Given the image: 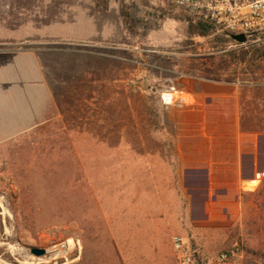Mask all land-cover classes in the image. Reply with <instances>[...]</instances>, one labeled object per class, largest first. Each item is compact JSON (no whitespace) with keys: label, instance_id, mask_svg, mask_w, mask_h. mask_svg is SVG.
Listing matches in <instances>:
<instances>
[{"label":"rangeland","instance_id":"obj_1","mask_svg":"<svg viewBox=\"0 0 264 264\" xmlns=\"http://www.w3.org/2000/svg\"><path fill=\"white\" fill-rule=\"evenodd\" d=\"M201 21L169 0H0V56L25 68L34 58L57 103L35 137L0 145V264H248L264 254V179L245 192L239 221L194 227L172 178L147 159L171 155L158 98L179 78L239 84L264 130V63L243 62L255 43Z\"/></svg>","mask_w":264,"mask_h":264},{"label":"crops","instance_id":"obj_2","mask_svg":"<svg viewBox=\"0 0 264 264\" xmlns=\"http://www.w3.org/2000/svg\"><path fill=\"white\" fill-rule=\"evenodd\" d=\"M4 59L0 56V145H10L35 137L37 128L52 120L48 114L57 103L38 81L34 58L28 68L22 66L25 58ZM172 89L158 98L171 155L147 152V159H156V168L172 178L169 185L174 182L172 191L186 202L194 227L233 224L244 212L245 185L259 188L264 179V130L242 102L239 84L186 77Z\"/></svg>","mask_w":264,"mask_h":264},{"label":"built area","instance_id":"obj_3","mask_svg":"<svg viewBox=\"0 0 264 264\" xmlns=\"http://www.w3.org/2000/svg\"><path fill=\"white\" fill-rule=\"evenodd\" d=\"M169 1L191 16L215 25L230 38L244 35L248 39L246 44L264 42V0ZM245 187L248 192H255L257 189L254 183H248ZM190 262L191 259L184 255L182 264Z\"/></svg>","mask_w":264,"mask_h":264},{"label":"trees","instance_id":"obj_4","mask_svg":"<svg viewBox=\"0 0 264 264\" xmlns=\"http://www.w3.org/2000/svg\"><path fill=\"white\" fill-rule=\"evenodd\" d=\"M199 28L202 31L206 32V31L212 30L216 27L213 24L201 21L199 23ZM226 36L229 37V35H227V34H226ZM237 45H239V44H237ZM243 52L245 53V57H244V61H243L245 64L248 63V65H249L251 63H254V64H256V63L263 64L264 63V42L255 43V45H253L251 48H249ZM253 255H254V258H252L248 264H264V254H259V253L255 252V253H253ZM226 256L227 255H224L225 258H226Z\"/></svg>","mask_w":264,"mask_h":264},{"label":"water","instance_id":"obj_5","mask_svg":"<svg viewBox=\"0 0 264 264\" xmlns=\"http://www.w3.org/2000/svg\"><path fill=\"white\" fill-rule=\"evenodd\" d=\"M231 39H232L234 42H236V43H238V44H241V45L246 44L247 41H248L247 37L244 36V35L233 36V37H231ZM30 252H31V254H33V255L36 256V257H42V256H44V255L46 254V250H44V249H39V248H31V249H30Z\"/></svg>","mask_w":264,"mask_h":264},{"label":"bare ground","instance_id":"obj_6","mask_svg":"<svg viewBox=\"0 0 264 264\" xmlns=\"http://www.w3.org/2000/svg\"><path fill=\"white\" fill-rule=\"evenodd\" d=\"M72 247H73V244L70 242L68 248L71 249ZM14 250H15V249H14ZM68 251H69V250H68ZM0 262H2L1 259H0Z\"/></svg>","mask_w":264,"mask_h":264}]
</instances>
